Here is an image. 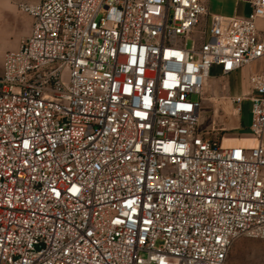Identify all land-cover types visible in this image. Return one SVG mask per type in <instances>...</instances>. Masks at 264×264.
I'll use <instances>...</instances> for the list:
<instances>
[{"label": "built area", "instance_id": "obj_1", "mask_svg": "<svg viewBox=\"0 0 264 264\" xmlns=\"http://www.w3.org/2000/svg\"><path fill=\"white\" fill-rule=\"evenodd\" d=\"M244 1L18 4L32 24L0 73V264H224L264 240V66L246 78L254 146L199 127L212 70L264 60V0Z\"/></svg>", "mask_w": 264, "mask_h": 264}, {"label": "rangeland", "instance_id": "obj_2", "mask_svg": "<svg viewBox=\"0 0 264 264\" xmlns=\"http://www.w3.org/2000/svg\"><path fill=\"white\" fill-rule=\"evenodd\" d=\"M238 2L239 13L243 16L248 15L251 11L249 4L244 0ZM207 6L211 15L225 13L233 7V4L231 0H208ZM2 8L3 2L0 0V22L5 20L6 16ZM208 23L209 18H200L194 34L198 41H201L203 37L200 32H203L204 37H207L209 32ZM23 28H25V18L22 14H19L15 18L14 31L10 34H0V49L12 47ZM187 43L190 44V40ZM10 50L15 49H7L6 51ZM262 66H264V60H259L242 68L235 74L225 77L217 75L218 70L216 69L211 72L203 90L199 127L206 130L216 140H223V145H232L234 142L240 146H254L256 144V140L249 131L251 114L249 112V102L246 99L249 95L246 78ZM235 96L245 98L240 104L241 110L239 112H235L234 107L231 106L230 100ZM259 139L264 144V134ZM224 264H264V240L248 237L236 239L230 247Z\"/></svg>", "mask_w": 264, "mask_h": 264}, {"label": "crops", "instance_id": "obj_3", "mask_svg": "<svg viewBox=\"0 0 264 264\" xmlns=\"http://www.w3.org/2000/svg\"><path fill=\"white\" fill-rule=\"evenodd\" d=\"M39 0H2L3 2V13L6 15L5 20L0 22V34L6 33L10 34L14 31L15 29V18L19 15L22 14L23 17L25 18V28H23L22 32L19 33L17 36L16 41L10 48H4L0 49V73L2 70V57H3V52L6 51L7 49H16L18 47L19 41L22 37L28 35L31 30V24H32V19L30 16H28L25 13H22L18 9V4L20 2H27V3H33L37 2ZM233 7L229 8L225 13H218L224 16H243L239 13L238 11V1L237 0H231ZM231 3V2H230ZM207 5H208V0H207ZM217 70V69H216ZM232 145H237L236 142L232 143Z\"/></svg>", "mask_w": 264, "mask_h": 264}, {"label": "bare ground", "instance_id": "obj_4", "mask_svg": "<svg viewBox=\"0 0 264 264\" xmlns=\"http://www.w3.org/2000/svg\"><path fill=\"white\" fill-rule=\"evenodd\" d=\"M255 139V138H254ZM256 140V139H255ZM222 144H223V140H222ZM224 146H228V145H224ZM247 147H251V146H247Z\"/></svg>", "mask_w": 264, "mask_h": 264}]
</instances>
